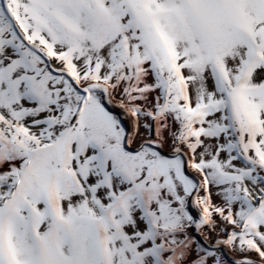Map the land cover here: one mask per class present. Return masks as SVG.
Segmentation results:
<instances>
[{"label":"snow or ice","instance_id":"1","mask_svg":"<svg viewBox=\"0 0 264 264\" xmlns=\"http://www.w3.org/2000/svg\"><path fill=\"white\" fill-rule=\"evenodd\" d=\"M0 264H264V0H0Z\"/></svg>","mask_w":264,"mask_h":264}]
</instances>
